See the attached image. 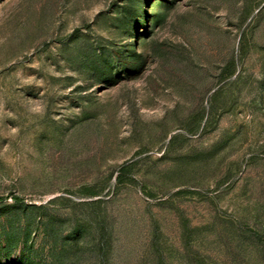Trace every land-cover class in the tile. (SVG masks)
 I'll return each instance as SVG.
<instances>
[{
  "label": "rangeland",
  "instance_id": "374dc122",
  "mask_svg": "<svg viewBox=\"0 0 264 264\" xmlns=\"http://www.w3.org/2000/svg\"><path fill=\"white\" fill-rule=\"evenodd\" d=\"M0 264H264V0H0Z\"/></svg>",
  "mask_w": 264,
  "mask_h": 264
},
{
  "label": "trees",
  "instance_id": "16d2710c",
  "mask_svg": "<svg viewBox=\"0 0 264 264\" xmlns=\"http://www.w3.org/2000/svg\"><path fill=\"white\" fill-rule=\"evenodd\" d=\"M15 201H20V198L18 196H13Z\"/></svg>",
  "mask_w": 264,
  "mask_h": 264
}]
</instances>
